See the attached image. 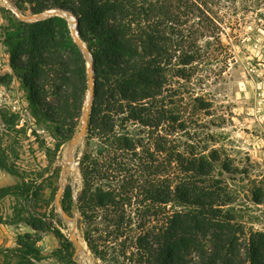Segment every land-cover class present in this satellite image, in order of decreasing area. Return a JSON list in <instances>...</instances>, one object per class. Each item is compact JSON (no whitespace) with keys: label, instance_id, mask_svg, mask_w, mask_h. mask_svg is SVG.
Instances as JSON below:
<instances>
[{"label":"trees","instance_id":"16d2710c","mask_svg":"<svg viewBox=\"0 0 264 264\" xmlns=\"http://www.w3.org/2000/svg\"><path fill=\"white\" fill-rule=\"evenodd\" d=\"M224 1L236 2L13 3L22 16L28 9L33 15L56 9L70 12L91 54L95 85L88 143L80 153L83 186L77 209L87 224L85 230L81 228L84 239L97 255L109 246L113 253L124 246L120 255H130L133 262L138 258L137 264H264V232L247 231L222 208L230 196L224 182L213 178L214 164L221 162L218 154L207 159L180 151L172 134L162 133L163 126L180 121L166 110L170 74L186 80L191 77L187 69L199 62L215 59L223 64L227 59V64L233 58L222 40V24L230 14L229 10L221 17L228 9ZM8 22L3 36L9 64L31 93L34 117L54 123L57 133L72 139L90 91L89 58L63 17L25 21L10 14ZM94 140L96 148L91 150ZM0 167L7 169L4 164ZM74 191L68 186L61 203L68 214L73 204L66 203ZM172 204L179 209L169 210ZM99 219L103 223L98 224ZM28 225L36 232L51 228L36 220ZM53 232L64 239L59 230ZM21 238L19 246L25 252L18 250L23 254L20 264H36L33 260L41 258L36 241L30 234L25 239L32 244Z\"/></svg>","mask_w":264,"mask_h":264},{"label":"rangeland","instance_id":"374dc122","mask_svg":"<svg viewBox=\"0 0 264 264\" xmlns=\"http://www.w3.org/2000/svg\"><path fill=\"white\" fill-rule=\"evenodd\" d=\"M14 2L0 0V164L7 167H0V264H20L23 254L18 250H25L19 246V237L25 244L33 242L25 239L26 234L41 253V258L33 260L36 264H137L138 258L133 262L130 255H120L124 246H118L117 253L109 246L110 250L97 255L84 239L81 231L87 224L77 203L83 186L80 153L88 143L87 133L73 151L71 146L81 131L89 92L70 140L56 132L54 123L34 117L31 93L12 71L4 44L10 14L22 16L13 8ZM224 5L228 9L221 17L229 10L230 14L222 24V40L233 58L227 64V59L223 64L215 59L199 62L187 69L191 77L186 80L170 74L166 110L180 121L163 126L162 133L172 134L180 151H193L207 159L217 153L221 162L214 164L213 178L224 182L230 196L222 208L247 231L264 232V0L224 1ZM234 10L237 15L231 17ZM28 16H34L30 9L24 17ZM200 45L205 48V40ZM181 125L184 130L171 131ZM92 144L94 150L97 140ZM68 186L75 190L66 203L73 204L69 214L61 204ZM168 209L179 208L172 204ZM32 220L52 229L33 231L28 225ZM54 230L64 239H58Z\"/></svg>","mask_w":264,"mask_h":264},{"label":"water","instance_id":"95a60500","mask_svg":"<svg viewBox=\"0 0 264 264\" xmlns=\"http://www.w3.org/2000/svg\"><path fill=\"white\" fill-rule=\"evenodd\" d=\"M52 16H59V17H63L65 18L70 26L71 29V33L73 38L75 39V41L77 42V44L80 46V48L83 50V53L86 54V56L89 58V62L88 65L89 66V70H88V74H89V82H90V91H89V103L87 105V109L84 112V116H83V120H82V126H81V131L79 133V135L72 141V146H71V150L73 151L75 149V147L77 146V144L80 142V140H82L84 138V136L87 133L88 130V126H89V119H90V110H91V106H92V97H93V89H94V77H93V70H92V63H91V54L88 51L86 45L84 44V42H82V40L80 39L79 36V31L77 29V20L76 18L68 11L65 10H50L47 11L46 13L40 14V15H34V16H28V17H24L21 16V18L25 21H40V20H44L46 18L52 17ZM64 192L63 189H61V191L58 194L57 197V203L58 206H60L61 204V196L62 193ZM64 216L68 219V215L66 213H64ZM72 240H75V236H72Z\"/></svg>","mask_w":264,"mask_h":264},{"label":"bare ground","instance_id":"6f19581e","mask_svg":"<svg viewBox=\"0 0 264 264\" xmlns=\"http://www.w3.org/2000/svg\"><path fill=\"white\" fill-rule=\"evenodd\" d=\"M88 103H89V97H88V99H87V104H86V107H87V105H88ZM71 151V150H70ZM69 160H68V162H70L71 160H72V155L71 154H69ZM72 163V162H71ZM74 163V162H73ZM74 165V164H73ZM70 166V165H69ZM75 167V166H74ZM67 170V169H66ZM67 173H68V171H67ZM63 181H66L65 179L63 180ZM79 235V234H78ZM84 241V240H83ZM83 247V246H82ZM87 250V249H86ZM85 252V251H84ZM90 252V251H89ZM82 253V252H81ZM83 256V255H82ZM90 257V256H89ZM90 260V259H89ZM92 263V262H91ZM93 264V263H92Z\"/></svg>","mask_w":264,"mask_h":264}]
</instances>
